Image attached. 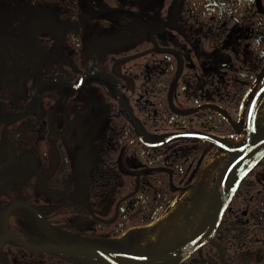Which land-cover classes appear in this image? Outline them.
<instances>
[{
  "label": "flooded vegetation",
  "instance_id": "obj_1",
  "mask_svg": "<svg viewBox=\"0 0 264 264\" xmlns=\"http://www.w3.org/2000/svg\"><path fill=\"white\" fill-rule=\"evenodd\" d=\"M0 264H264V0H0Z\"/></svg>",
  "mask_w": 264,
  "mask_h": 264
}]
</instances>
